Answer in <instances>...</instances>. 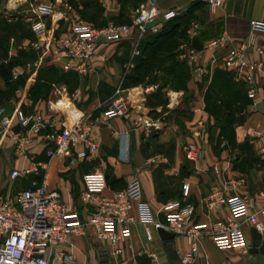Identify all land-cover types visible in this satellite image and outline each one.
I'll return each mask as SVG.
<instances>
[{"label": "crops", "instance_id": "obj_1", "mask_svg": "<svg viewBox=\"0 0 264 264\" xmlns=\"http://www.w3.org/2000/svg\"><path fill=\"white\" fill-rule=\"evenodd\" d=\"M14 1L21 5L16 8L12 0H0V63L12 61V69L20 70L21 78H11L12 82L7 86L0 75V90L5 92L0 107L8 112L19 106L26 113H47L54 128L59 130L68 116L62 112L50 113L47 104L55 98L56 92H60L65 102L70 100L76 113L94 122L93 138L97 149L94 153H87L85 158L77 159L71 167L67 157L59 156L55 160L56 156L49 158L46 155L53 144L44 142L42 136L34 138L26 158L17 157L12 143L7 141L0 147V201L12 198L41 178L30 174L11 179L13 169L40 162L46 165L42 173L49 187L58 191L60 201L69 209L80 214L84 213L79 196L83 187L95 189L102 197L114 200L116 193L134 177L141 182L142 202L151 207L155 218L163 224L167 218L162 207L174 201L193 206L195 223L210 226L217 221H226V207L213 210L206 207L205 197L214 184L228 195L250 197L253 200L251 212L264 206V136L251 135L252 131L262 132L264 128V52L260 57L263 68L256 74L259 84L256 99L252 103L245 96L244 84L236 82L232 73L222 66L224 50L211 51L204 47L208 40L221 36L227 37V47L248 40L251 36L249 21L264 22V0H223L214 8H210L205 0H156L160 9L179 12L172 19L186 14L195 5L191 15L200 24L196 37L200 38L197 42L201 48L192 46L196 37L190 43L199 51V62L206 67L207 73L197 80L181 59L182 46L188 42L186 29L192 20L182 22L172 52L174 60L184 63V70L170 68L173 58H167L165 68L155 69L146 83L134 86L139 90L153 86L150 93L138 97L143 102L145 115L155 123L151 126L154 128L152 135L150 131L145 133L133 126L137 112L134 101V108L127 116L103 119L115 88L122 84L130 68L133 57L131 37L114 42L100 41L91 69L84 74L64 69V60L50 54L40 58V52L29 46L40 33L51 31L58 35L69 31L66 18L59 19L50 14L36 17L33 11L38 4L51 3L59 8L61 3L67 2L83 20L100 27L108 22L128 23L134 9L145 0ZM257 40L264 47V33H257ZM27 64L31 67L27 68ZM179 74L185 79L175 78ZM198 122L203 127L201 135L194 137V141L202 147L203 156L193 162L185 158L183 147L193 140L192 131ZM49 130H44L42 135ZM114 132L124 139L114 138ZM153 156L160 158L149 170L139 171V167ZM214 165L220 168L218 174L214 172ZM51 167L54 176L49 180ZM185 184L187 194L183 191ZM130 212L134 217L131 235L118 243L120 253L110 257L111 264H132L133 259L126 258V255L135 257L137 253L150 252L153 246H158L156 230L152 231L151 241L146 238L139 207L135 205ZM241 228L248 237L251 225L244 221ZM173 246L179 257L189 252L183 236L175 235ZM106 247V244L94 240L90 229L87 235H73L67 246L79 261L93 260L97 264V250ZM244 253L245 247L218 248L208 228L199 241V251L191 264H243Z\"/></svg>", "mask_w": 264, "mask_h": 264}, {"label": "built area", "instance_id": "obj_2", "mask_svg": "<svg viewBox=\"0 0 264 264\" xmlns=\"http://www.w3.org/2000/svg\"><path fill=\"white\" fill-rule=\"evenodd\" d=\"M205 1L210 8H214L223 0ZM33 14L36 17L50 14L59 19L66 18L69 31L60 35L51 31L40 33L37 40L30 42V48L39 51L40 58L50 54L64 60V69H73L84 74L91 69L100 41L114 42L131 37L132 55H138L139 44L144 35L148 32L157 33L179 12L175 9H160L156 0H145L134 9L128 23L108 22L101 27L83 20L67 2L61 3L59 8L51 3L38 4ZM249 27L251 36L236 46L227 47V37L221 36L208 40L204 47L211 51L224 50L222 66L232 73L236 82L244 84L246 96L254 103L258 89L256 74L263 68L260 57L264 52L262 43L257 40V33H264V22L250 20ZM199 29L200 24L192 20L186 29L188 42L182 46L180 53L181 59L185 60L197 80H201L207 73L206 67L199 62V51L190 43V40L197 36ZM26 67L30 68L31 64ZM20 75V70H11L13 80ZM152 90L153 86L142 87L140 90L135 87L125 89L119 83L103 112V119L127 116L134 108V101L137 112L133 126L145 133L149 132L155 123L145 115L143 102L139 101L138 97ZM125 91L127 95H124ZM55 95L54 99L48 101L49 112H62L68 116L66 123H63L59 130L54 128L47 113H26L19 106L8 112L4 107H0V147L10 141L14 154L26 158L34 138L42 136L44 142L53 144V148L48 149L46 155L49 158L55 155L67 157L71 167L77 159L85 158L87 153H94L97 149L93 138L94 122L76 113L71 108L70 100L65 102L60 92ZM202 127L201 122L196 124L192 131L193 140L183 147L184 156L189 161L198 162L203 156L202 147L194 141V137L201 135ZM47 128L50 130L42 135ZM261 131H252L251 135L264 136V128ZM113 137L124 139L116 132ZM123 145V149H127L126 144ZM159 158L151 157L138 170H149ZM45 168L44 163L30 162L10 173L11 179L30 174L41 178L32 186L18 191L12 198L0 201V264H97L93 260L79 261L67 248L73 235H87L88 229L96 242L107 245L109 259L115 257L120 253L118 243L131 235L134 217L130 211L135 205L140 209L146 238L151 241L152 231L159 227L183 236L189 246V252L180 258L184 263L190 264L193 256L199 251V241L206 229L210 228V236L218 248L236 249L245 247L246 236L241 228L244 221L251 226H264V206L251 212L253 200L250 197L228 195L217 184L210 187L205 203L209 210L226 207V221H217L210 226L195 223L193 206L181 205L174 201L162 207L167 222L160 223L151 207L142 202V186L138 177L132 178L124 189L117 192L114 200L102 197L95 189L83 187L79 196L84 205V213L80 214L69 209L60 201L58 191L49 187L42 173ZM219 171V166L214 165V172L218 174ZM183 191L187 194L186 184L183 185ZM149 253L155 256L152 251ZM154 258L158 264L156 256Z\"/></svg>", "mask_w": 264, "mask_h": 264}, {"label": "trees", "instance_id": "obj_3", "mask_svg": "<svg viewBox=\"0 0 264 264\" xmlns=\"http://www.w3.org/2000/svg\"><path fill=\"white\" fill-rule=\"evenodd\" d=\"M68 1L72 3L71 0ZM193 7H195V5L191 6L186 14L167 21L157 33L148 32L144 35L139 44V54L132 57L130 68L124 75L122 81L123 88L144 84L155 69H159L160 67L165 68L164 65L166 63V59L174 57L172 50L175 45L174 40L180 31V25L182 22L187 23L191 20H195L193 15H191ZM199 40V36L196 37L193 40L192 46L198 49L201 48V44L198 43ZM12 66V61L0 63V75L4 79L7 86L10 82H12L10 73ZM169 67L174 70L179 69L180 72H182L185 66L183 62H179L173 58ZM20 78L21 77H19L18 80H20ZM175 78L178 80L182 78L185 79V77H182L180 74ZM4 94L5 92L0 90V102L3 100Z\"/></svg>", "mask_w": 264, "mask_h": 264}, {"label": "water", "instance_id": "obj_4", "mask_svg": "<svg viewBox=\"0 0 264 264\" xmlns=\"http://www.w3.org/2000/svg\"><path fill=\"white\" fill-rule=\"evenodd\" d=\"M153 133L154 128L150 127L149 134ZM156 236L159 243L158 246H153L152 252L155 254L158 264H190L184 263L174 251L164 248L174 240V233L159 227L156 229ZM97 254L98 264H111L106 248L98 249ZM243 258V264H264V226H251L249 235L246 237Z\"/></svg>", "mask_w": 264, "mask_h": 264}, {"label": "rangeland", "instance_id": "obj_5", "mask_svg": "<svg viewBox=\"0 0 264 264\" xmlns=\"http://www.w3.org/2000/svg\"><path fill=\"white\" fill-rule=\"evenodd\" d=\"M3 2H6L7 0H2ZM14 3H16L15 5V7L17 8L19 5H21L20 4V2H15L14 0H12ZM18 4V5H17ZM9 13H11V12H9ZM127 67H128V65H127ZM126 67V68H127ZM257 82V81H256ZM259 85V84H258ZM258 90V89H257ZM264 99V97H262V100ZM56 157H55V160H57V159H59V155H55ZM54 176V173H53V170H52V167H51V170H50V172H49V180L51 179V177H53ZM164 248H166V249H170V250H172V251H174V246H173V241L172 242H170V243H168V245H165L164 246ZM128 256L130 257V259L132 260V261H130L132 264H156V261L154 260L155 258V256L153 255V254H150L149 253V251H146L145 253H137L136 255H135V257H132V256H130V254H128V255H126V258H128Z\"/></svg>", "mask_w": 264, "mask_h": 264}]
</instances>
